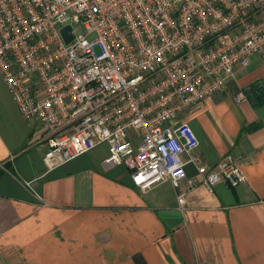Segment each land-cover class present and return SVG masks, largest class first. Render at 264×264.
Returning <instances> with one entry per match:
<instances>
[{"label":"built area","instance_id":"built-area-1","mask_svg":"<svg viewBox=\"0 0 264 264\" xmlns=\"http://www.w3.org/2000/svg\"><path fill=\"white\" fill-rule=\"evenodd\" d=\"M263 52L264 0H0V72L22 117L47 129V170L107 143L106 162L143 191L179 188L189 163L209 190L246 180L230 153L199 165L179 114Z\"/></svg>","mask_w":264,"mask_h":264},{"label":"crops","instance_id":"crops-1","mask_svg":"<svg viewBox=\"0 0 264 264\" xmlns=\"http://www.w3.org/2000/svg\"><path fill=\"white\" fill-rule=\"evenodd\" d=\"M255 81L264 84V52L179 114L199 140L198 164L230 153L244 182L209 190L189 163L179 188L143 191L106 162L107 143L48 171L47 129L22 117L0 72V264H264V104L236 102Z\"/></svg>","mask_w":264,"mask_h":264},{"label":"trees","instance_id":"trees-1","mask_svg":"<svg viewBox=\"0 0 264 264\" xmlns=\"http://www.w3.org/2000/svg\"><path fill=\"white\" fill-rule=\"evenodd\" d=\"M243 93L245 97L250 100L254 106L264 104V84L261 81H255L251 83L250 85L244 88Z\"/></svg>","mask_w":264,"mask_h":264},{"label":"water","instance_id":"water-1","mask_svg":"<svg viewBox=\"0 0 264 264\" xmlns=\"http://www.w3.org/2000/svg\"><path fill=\"white\" fill-rule=\"evenodd\" d=\"M62 34L67 42L73 39V35L71 33V26L64 27L62 29Z\"/></svg>","mask_w":264,"mask_h":264},{"label":"rangeland","instance_id":"rangeland-1","mask_svg":"<svg viewBox=\"0 0 264 264\" xmlns=\"http://www.w3.org/2000/svg\"><path fill=\"white\" fill-rule=\"evenodd\" d=\"M84 31V28L82 26H76V32L77 33H80V32H83Z\"/></svg>","mask_w":264,"mask_h":264}]
</instances>
